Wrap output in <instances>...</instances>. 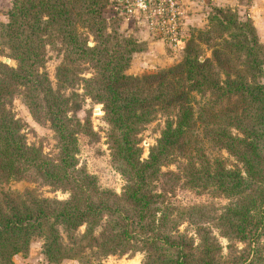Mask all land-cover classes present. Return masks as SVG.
<instances>
[{
  "label": "trees",
  "instance_id": "1",
  "mask_svg": "<svg viewBox=\"0 0 264 264\" xmlns=\"http://www.w3.org/2000/svg\"><path fill=\"white\" fill-rule=\"evenodd\" d=\"M6 15L0 53L17 64L0 60V185L35 178L68 197L0 188V264H13L35 237L42 238L51 263L79 257L90 264L91 257L141 250L146 264H263L264 44L250 18L215 5L207 28L184 44L180 61L133 75L125 70L146 45L112 26L119 14L111 0H11ZM54 40L63 46L58 89L41 70L46 44ZM83 64L93 70L90 75H83ZM17 91L33 117L49 123L56 157L27 142L9 108ZM82 95L103 105L112 161L124 179L120 194L79 165L78 133L92 132L89 119L76 115ZM160 111L164 127L141 159L137 134ZM199 135L240 165L207 156L200 144L189 151L185 145ZM178 156L186 158L180 172L163 171ZM163 176L166 183L172 178L211 188L229 201L215 215L206 204H174L166 187L157 189ZM213 227L228 238V254H222Z\"/></svg>",
  "mask_w": 264,
  "mask_h": 264
},
{
  "label": "rangeland",
  "instance_id": "2",
  "mask_svg": "<svg viewBox=\"0 0 264 264\" xmlns=\"http://www.w3.org/2000/svg\"><path fill=\"white\" fill-rule=\"evenodd\" d=\"M184 8L186 13V23L183 28L184 38L179 49H173L167 45H164L161 41L154 40V47L151 52V58L143 56V54H137L140 52H135L132 55L130 65L125 70L128 74L141 75L148 72H156L160 69L166 68L180 61L184 55V44L186 41L199 29H205L208 26V16L212 7L217 6H229L237 14L245 19L250 18L256 29L259 40L264 44V0H183ZM11 5V2H10ZM10 5L3 11L5 18L0 21H6V12ZM118 16V17H117ZM115 16L117 21H115L112 26H117L119 32L126 36H132L137 41H142L145 43V50H147L146 39L151 40L147 37L146 33L143 31L141 26L133 27L124 25V19L120 15ZM88 44L93 45L94 41L91 35L88 37ZM209 51L207 50V53ZM9 60H5V58ZM46 61L44 68L48 78L51 82L53 88L58 89V81L56 77V69L63 57V46L60 41L54 40L53 43L48 42L46 44L45 52ZM0 60L8 63L11 66H16V60L2 55L0 53ZM85 67L83 75H90L93 70L83 64ZM263 76L264 80V63ZM78 87V86H77ZM63 92L68 93L70 90L63 87ZM77 91L82 93L83 90L79 86ZM197 100H201L197 96ZM198 104L196 103V106ZM9 108L15 114V116L20 119L23 124L22 131L26 136V140L29 144L38 146L42 151L51 156L56 157L58 149L56 147V140L53 130L50 128L49 123L45 121L36 120L30 112V109L24 102L21 93L15 92L10 100ZM76 115L84 121L87 117L90 121L92 132L90 134L85 132L78 133V143H79V165H84L87 170L97 177L98 183L102 187H107L112 189L117 193H121L124 179L118 172L117 168L114 166L111 150L109 147L108 133L110 126L105 119V114L103 110V105L93 101L90 97L82 95L81 96V108L76 111ZM166 115L165 112H158L155 117L145 123L137 134L139 139V146L141 148V159H145L148 156L150 147L156 142V139L160 136V132L164 127ZM203 146L207 156L212 157L215 155L222 156L225 163L228 166L240 165V163L235 159L234 156L230 155L225 149L218 147L207 139H202L200 135L195 138L192 137L191 141L188 142L185 147L190 151L195 147ZM186 158L183 156H178V159L173 163L164 166L163 171L175 170L179 171ZM157 189L160 190L162 187H166L169 190V200L174 204H179L183 206H189L192 204H206L209 209L208 213L210 215H215L219 213L221 208L228 203L229 198L222 195L217 191H213L211 188H195L184 184L180 179H167L163 176L156 181ZM1 189L7 190H23L25 188H31L37 191V193L50 198L65 199L68 197V192L55 189L50 185L43 183L39 179L35 178H12L7 182L0 185ZM186 224H183L181 228L183 229ZM191 228V227H190ZM84 226L80 227V231H83ZM213 233L217 235L219 242L222 245V254H228V243L227 237L220 234L216 227L212 228ZM99 231V228L97 229ZM239 248L243 247V242L239 240H231ZM262 242V254H263V264H264V234L261 237ZM43 240L41 237L33 238L30 249L27 253L19 254H29L37 253V251L42 252ZM43 254V252H42ZM15 256V255H14ZM13 256V262H14ZM44 259H48L43 254ZM65 260H71L77 264H84L79 257L74 258H64L59 263L52 264H62ZM102 264H146L144 258V251H127L125 253H113L108 254L100 258V260L91 257L90 264H96L97 262ZM51 263V262H49Z\"/></svg>",
  "mask_w": 264,
  "mask_h": 264
},
{
  "label": "built area",
  "instance_id": "3",
  "mask_svg": "<svg viewBox=\"0 0 264 264\" xmlns=\"http://www.w3.org/2000/svg\"><path fill=\"white\" fill-rule=\"evenodd\" d=\"M111 5L126 26H141L151 40L173 49L181 47L186 23L183 0H111Z\"/></svg>",
  "mask_w": 264,
  "mask_h": 264
},
{
  "label": "crops",
  "instance_id": "4",
  "mask_svg": "<svg viewBox=\"0 0 264 264\" xmlns=\"http://www.w3.org/2000/svg\"><path fill=\"white\" fill-rule=\"evenodd\" d=\"M11 0H0V20L5 18L4 15V10L10 5ZM125 25V24H124ZM130 29H132L131 27H129ZM154 40H149L146 39V43H147V50L144 52H140V53H136L137 54H143V56L151 58V52L153 50L154 47ZM156 44V43H155ZM13 264H52L47 262L44 259V256L42 254V252L37 251V253H29V254H16L14 256V262ZM62 264H77L71 260H65L62 262Z\"/></svg>",
  "mask_w": 264,
  "mask_h": 264
},
{
  "label": "water",
  "instance_id": "5",
  "mask_svg": "<svg viewBox=\"0 0 264 264\" xmlns=\"http://www.w3.org/2000/svg\"><path fill=\"white\" fill-rule=\"evenodd\" d=\"M5 60H9V58L6 57Z\"/></svg>",
  "mask_w": 264,
  "mask_h": 264
}]
</instances>
